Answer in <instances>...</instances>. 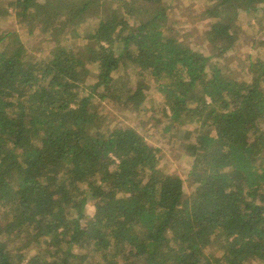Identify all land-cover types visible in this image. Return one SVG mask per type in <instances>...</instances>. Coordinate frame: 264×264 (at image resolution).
<instances>
[{"label": "trees", "instance_id": "1", "mask_svg": "<svg viewBox=\"0 0 264 264\" xmlns=\"http://www.w3.org/2000/svg\"><path fill=\"white\" fill-rule=\"evenodd\" d=\"M188 1L0 0V264H264V0Z\"/></svg>", "mask_w": 264, "mask_h": 264}, {"label": "rangeland", "instance_id": "2", "mask_svg": "<svg viewBox=\"0 0 264 264\" xmlns=\"http://www.w3.org/2000/svg\"><path fill=\"white\" fill-rule=\"evenodd\" d=\"M169 1L173 4L175 3L176 6H181L183 4H186L185 6L189 5L188 0H169ZM191 5H193V7L195 9H193V11H187V13H186V19H187V23H188L187 26L190 27V30H189V28H184L185 33L186 32L188 33V31H191L192 30L191 28L197 29L199 31L200 30L203 31L204 28L209 23L208 21H206V22L202 21L201 22V21L197 20L196 13H198L201 10V9H199L200 5H198V2L195 1V2L191 3ZM253 13H254V11H253ZM1 15H0V24L2 26L9 24L10 19H12V17H9L6 14H1ZM256 17L259 18L260 17L259 14H257L255 16V13H254V15H251L245 11H242L238 15L236 27H237V29H240L242 31L241 42H247L249 40L248 38L250 36H252L254 30L250 26H252L255 23ZM249 22H250V25L248 24ZM257 34H260L258 37H262V35L264 34V29L262 30V33H257ZM185 37H186L185 38L186 42L190 43L194 48L201 49V50L205 49V44H203V43H206V42L202 39V36L200 38V35H199L198 40H196L193 36H190L189 34ZM207 49H209V47H207ZM238 49H239V52H238L237 62L242 67L245 64V59H246V57H248L247 56L248 54L251 55V57H256V53H257L258 48L255 46V43L252 42L249 45L242 43L238 46ZM258 52H259V49H258ZM232 58H233V54H229L228 60H232ZM231 69H233V68L231 67ZM113 111H115V114H116V110H113ZM118 112H120L121 118L126 117L128 115V113H127L128 111L123 109V108H120ZM154 117L157 118V121H155V125L153 126L151 122H149L146 125V127H149V133H151V135H152V140H153L152 142L156 145H159L160 147H162L166 151L168 163L172 167H174V168L176 167L179 170L181 176L183 178H185L186 177V174H185L186 168L184 166V163L182 161L180 162V160L179 161L177 160V158L174 156L173 152L169 151V147H167L168 148L167 149L164 146L167 144L168 139L166 138L165 135H162V133H159L162 130V123H161V120H159L160 119V113H158V112L155 113ZM142 124H144L143 121L140 123V125H142ZM182 133H183V130L181 131V133H179V135H182ZM171 149H172V151L175 152L178 148L176 149V148L171 147ZM177 153H179V152H177ZM191 192H192L191 188L189 186L186 187L185 196H188Z\"/></svg>", "mask_w": 264, "mask_h": 264}]
</instances>
